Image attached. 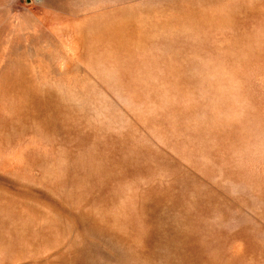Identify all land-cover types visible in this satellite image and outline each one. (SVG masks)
Listing matches in <instances>:
<instances>
[{"label": "rangeland", "instance_id": "obj_1", "mask_svg": "<svg viewBox=\"0 0 264 264\" xmlns=\"http://www.w3.org/2000/svg\"><path fill=\"white\" fill-rule=\"evenodd\" d=\"M0 264H264V0H0Z\"/></svg>", "mask_w": 264, "mask_h": 264}]
</instances>
